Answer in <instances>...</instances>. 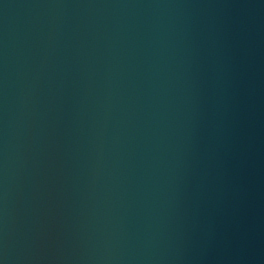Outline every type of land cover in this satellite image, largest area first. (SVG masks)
<instances>
[{"label": "water", "instance_id": "obj_1", "mask_svg": "<svg viewBox=\"0 0 264 264\" xmlns=\"http://www.w3.org/2000/svg\"><path fill=\"white\" fill-rule=\"evenodd\" d=\"M0 264H69L17 0H0Z\"/></svg>", "mask_w": 264, "mask_h": 264}]
</instances>
